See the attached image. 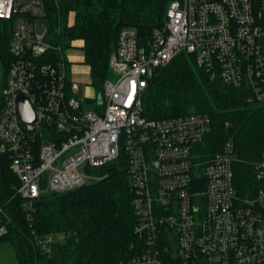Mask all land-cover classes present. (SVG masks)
<instances>
[{
	"label": "built area",
	"instance_id": "obj_1",
	"mask_svg": "<svg viewBox=\"0 0 264 264\" xmlns=\"http://www.w3.org/2000/svg\"><path fill=\"white\" fill-rule=\"evenodd\" d=\"M44 17V0H0V18L14 21L15 57L3 90L0 149L12 156L28 208L43 192L99 180L96 167L123 157L140 250L121 264H264V150L253 163L258 187L241 193L233 137L202 157L208 113L149 118L143 103L156 69L183 51L212 79L264 103V0H171L165 22L147 38L123 26L109 55L117 77L105 79L92 109L78 96L71 61L52 39L49 21L37 29ZM21 93L35 111L32 121L22 118ZM57 240L36 237L45 251Z\"/></svg>",
	"mask_w": 264,
	"mask_h": 264
},
{
	"label": "trees",
	"instance_id": "obj_2",
	"mask_svg": "<svg viewBox=\"0 0 264 264\" xmlns=\"http://www.w3.org/2000/svg\"><path fill=\"white\" fill-rule=\"evenodd\" d=\"M171 0H44L51 37L63 48L83 41L84 63L91 69L97 92L110 74L109 55L116 48L120 29L135 26L142 37L166 20ZM74 12L73 23L68 22ZM14 21L0 18V79L2 92L11 62ZM242 87L212 79L194 54L179 53L156 69L143 93L144 113L165 118L191 112L211 116V130L200 144L202 157L220 150L229 137L237 145L236 178L241 193L258 187L253 163L264 150V103L249 100ZM4 98L0 99V109ZM230 122V125H227ZM12 156L0 149L1 241L12 243L18 264H121L136 254L137 215L123 157L96 167L102 177L82 187L43 192L32 208L18 192L19 179ZM58 240L50 251L36 243L40 235Z\"/></svg>",
	"mask_w": 264,
	"mask_h": 264
},
{
	"label": "rangeland",
	"instance_id": "obj_3",
	"mask_svg": "<svg viewBox=\"0 0 264 264\" xmlns=\"http://www.w3.org/2000/svg\"><path fill=\"white\" fill-rule=\"evenodd\" d=\"M74 12H69L68 22L70 23L71 19H74ZM48 24L47 18H38L36 20L37 29L39 31ZM82 41H74L72 46L64 48V54L71 61L70 65H76L81 67V73L78 75V92L82 100L84 101V96L93 91V87L89 84L91 76L88 72L86 63L83 62L84 59V50L82 47ZM74 61V62H72ZM117 77L114 71L110 70L109 78L114 80ZM2 80L0 79V99L2 100ZM85 108L92 109L96 107V100L91 103H86L84 101ZM0 264H18V259L15 253V249L11 242L1 241L0 242Z\"/></svg>",
	"mask_w": 264,
	"mask_h": 264
},
{
	"label": "water",
	"instance_id": "obj_4",
	"mask_svg": "<svg viewBox=\"0 0 264 264\" xmlns=\"http://www.w3.org/2000/svg\"><path fill=\"white\" fill-rule=\"evenodd\" d=\"M99 98L101 101V95L99 94ZM17 103H18V107L19 110L21 112L22 118L25 121H32L36 118V114L35 111L33 109V107L31 106L27 96L23 93L19 94L18 98H17ZM131 197H134V193L131 192Z\"/></svg>",
	"mask_w": 264,
	"mask_h": 264
},
{
	"label": "crops",
	"instance_id": "obj_5",
	"mask_svg": "<svg viewBox=\"0 0 264 264\" xmlns=\"http://www.w3.org/2000/svg\"><path fill=\"white\" fill-rule=\"evenodd\" d=\"M75 41H82V40L78 39V40H75ZM82 43H83V41H82ZM72 62H74V61H72ZM83 62H84V59H83ZM86 65H87V68H88V72H89V74L91 76L90 66L88 64H86ZM80 73H81V67L72 64L71 65V77L73 78V80H75V82H77V84H78L77 78H78V75H80ZM91 82H92V77H91V80H90V83L89 84L93 87V91H91L90 93H88L87 95L84 96V99H85L84 101L86 103H91L92 101H94L95 100V97L98 94L97 89L92 84L93 82L92 83ZM78 96L80 97L79 92H78Z\"/></svg>",
	"mask_w": 264,
	"mask_h": 264
}]
</instances>
